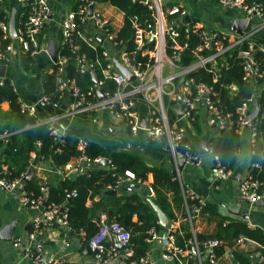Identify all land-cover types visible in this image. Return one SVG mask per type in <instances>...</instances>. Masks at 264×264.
Here are the masks:
<instances>
[{"label": "built area", "instance_id": "2783aa9c", "mask_svg": "<svg viewBox=\"0 0 264 264\" xmlns=\"http://www.w3.org/2000/svg\"><path fill=\"white\" fill-rule=\"evenodd\" d=\"M19 5L26 6L28 13L24 18H19L15 23L16 34L11 42L7 38L6 28L0 23V62L7 59L12 51V43L16 44L17 50L33 56L39 49L37 34L48 18L49 4L46 0H17ZM164 1L140 0L152 12V20L148 23L141 22L133 16L129 19L130 34L127 38H118L117 31L122 24V15L118 12V18L102 11V3L95 0H75L71 9L64 14L60 24V43H66L70 51L76 49L72 40L79 39L87 47L96 50L92 58H88L83 52L74 55V64L78 73L90 75V84L82 87L65 73L67 57L55 55L54 96L41 94L37 103H45L53 108H61V117L91 116L97 112H106L113 119L128 129L131 134L140 130L145 131L146 136L153 140L166 142L171 153L173 162L177 165L178 159L183 158L185 163L199 166L201 163L198 153H191L189 145L184 143L186 138L185 125L191 124L198 117H203L205 122L217 129L233 127L238 135L243 129H249V144L251 156L256 154L254 144L257 139V130L253 125L246 123V117L250 112L254 101V94L245 98L236 106L234 112L224 111L219 103V90L215 83L218 81L222 70L226 66L225 52L228 49H237V57L242 65V80L256 82L264 87V54L262 57L259 50L251 40V34L258 30L244 31L236 39L229 41L226 34L217 30H207L200 22L187 20V11L179 4H171L163 9ZM226 11H236L247 21L257 18L261 26H264V2L259 0H210ZM195 36L197 44L192 49L193 59L188 64L181 63L180 52L186 49L190 39ZM2 41H6L1 45ZM133 54V55H131ZM138 56V57H136ZM119 66L129 72L131 79H126L119 70ZM199 70L207 73L211 82L196 76ZM47 72H52L50 66ZM2 79L0 78V84ZM110 84V86H109ZM236 86L231 85V92L236 91ZM139 105L147 109L145 119L139 113ZM21 112L29 116L33 115L34 105L18 101ZM179 108L180 116L176 117L175 111ZM173 112L175 118H170ZM142 121L144 125H142ZM184 121L185 124H181ZM36 124H45L54 141L61 140L57 129L51 127V119ZM7 136L5 132L0 138ZM6 138H3L5 140ZM183 144L184 151L179 153L177 148ZM38 146L39 142H35ZM85 141L77 139L76 147L83 149ZM213 160L216 175L223 180L234 175L233 169H227L217 155L209 149ZM241 152L240 147L236 156ZM35 151L29 152L26 171L32 167L35 161ZM250 156V157H251ZM100 158H95L97 162ZM249 162V170L238 182V195L241 200L250 203L262 202L264 205V176L258 177L251 173L252 168L262 169L261 160ZM87 162V158L81 155L73 159V171ZM106 164H109L107 159ZM112 169L113 166L109 164ZM1 173L7 174L4 165L0 166ZM25 173L17 178L7 179L0 176V187L11 192L21 183ZM179 177V169L176 167V178ZM147 181V180H146ZM179 181V180H178ZM124 186L131 183L143 184L145 180L135 179L133 173L125 170L118 178L117 184ZM181 194L185 204V215L170 220L168 228L159 233L155 227L148 230L147 242L161 241L160 258L164 264H215L223 254L233 251H245L249 238L239 235L232 240L230 246L226 241L217 238H208L198 241L197 234L200 230L196 227V221L202 216L203 202L198 199L192 188L186 187L179 181ZM118 186H114V189ZM110 188V187H108ZM39 193L34 197L19 188L18 200L24 207H39L36 216L31 219V230L26 238L34 248L33 261L39 264L42 258L43 244L36 239L41 229L58 220L60 224L72 231L66 222V205L45 203L46 187H39ZM148 193L154 195L153 189L148 186ZM75 196L71 190L65 194V198ZM187 200H193L188 204ZM204 216V215H203ZM202 216V217H203ZM201 217V218H202ZM97 230L87 239L84 233L79 234L85 248L94 259L103 264H154L146 253L139 258L132 257L130 232L128 229L109 220L105 214H99L96 220ZM182 225H187L191 233L183 245L176 242V232L182 233ZM114 239L121 247L117 249L110 240ZM19 244L16 238L13 245ZM223 246V253L217 254V248ZM261 256L257 263L260 264ZM4 264V263H0ZM47 264H56V260L50 258Z\"/></svg>", "mask_w": 264, "mask_h": 264}, {"label": "crops", "instance_id": "0c3cea01", "mask_svg": "<svg viewBox=\"0 0 264 264\" xmlns=\"http://www.w3.org/2000/svg\"><path fill=\"white\" fill-rule=\"evenodd\" d=\"M46 1L49 4L50 15L42 24L37 34L39 49L35 51L33 56H29L30 59L26 64L25 72L21 68L20 55H28L18 51L14 43H12V51L4 64L0 62V66H3V72L0 78H9L13 90L17 94L18 101L33 104L34 111L32 117L34 120L43 122L51 119L49 125L56 128L59 135H74L77 139L84 140L85 143L87 140H90L102 145L104 154L100 159L102 157L107 158L108 154L112 151H126L140 156L149 166L162 167L170 173L172 169L176 171V167L179 169L180 164L179 162H177V165L174 164L165 141L153 140L147 137L143 130H140L136 134H131L127 128L117 123L113 117L106 112H97L91 116H71L64 119L61 117L62 107L58 109L45 103L36 102L37 98L43 94L41 92L43 75L52 65L47 49L54 43L56 52V47L60 43V24L62 18L66 11L71 9L75 3V0ZM101 3L103 12L112 14L115 18H118V12L115 8L106 2ZM171 4L183 6L187 11V17L193 21L200 22L207 30H217L226 34L229 41L239 36L231 29L232 19H244L236 11H226L210 0H183L178 3H174L172 0H165L163 7L165 8ZM0 5V8L5 14L3 24L6 28L7 38L12 42L16 34L15 12L19 3L17 0H6L4 4ZM254 27H259V29L255 30ZM250 30H255V32L251 34V40L254 42L255 46L259 50L264 49V26L260 25L257 18L248 20L242 32ZM16 85L19 89L16 88ZM252 85L253 94L256 88L258 95L261 85H257L256 82H252ZM255 99L257 100V96L254 95V100ZM253 105L254 101L251 105L250 112ZM7 110L8 103L6 101H1L0 111ZM138 110L144 120L147 115V109L144 105H139ZM175 114L176 117L180 116L179 108L176 109ZM174 118L175 115H173L172 120ZM180 123L185 124L184 121H180ZM194 125H197V127ZM185 127L186 138L200 156L201 163L196 167L184 162L182 168L179 169L178 180L186 187L192 188L195 196L200 199L204 205L210 204L214 214L211 215V213L207 211V216H203L205 215L203 214V217L200 216L196 221L195 225L200 230V233H213L221 217L224 218L223 225L231 220H245L248 227L260 228L264 232L263 203L261 205L243 201L240 199L237 190L239 180L247 174L249 170L251 158L249 129H243L239 135V147L241 152L237 156V161L233 168L234 175L229 179L223 180L215 173V163L208 144L209 138L220 134L222 129L209 126L201 116L191 124L188 123L185 125ZM100 159L97 162H99ZM94 163L96 162L93 161V165H95ZM1 165L2 164H0V166ZM26 173L27 171L25 170V174ZM72 174H74L73 160L68 161L62 167H54L50 159H45L38 162L36 161L35 164L34 161L32 162V167L26 180L34 177L39 182L55 185L64 177ZM23 182L24 181L21 180V186L19 188L22 187ZM151 182L152 175L148 173L145 183L139 185H142L148 192V186H150ZM124 187L125 186H123V188ZM19 188L17 187L13 191L7 192L0 187V231L7 226H12L13 228L11 233L7 234L3 232L0 234V263L4 264H34V248L32 243L28 242L26 236L31 230V219L37 215L40 208L24 207L21 205L18 200ZM129 190H134L136 193H139L152 207L153 205L157 206L152 201L154 195H150L149 193L144 195L139 188H132ZM116 191L115 189V194L117 193ZM86 204H88V201ZM161 211L166 214L163 210ZM167 219L170 222L168 216ZM157 223L160 226V231H157L161 234L167 228L160 223L159 218ZM16 238L19 239V244L14 246L13 242ZM36 239L40 240L43 244L42 258L39 264H47V260L50 258L55 259L56 264H103L93 258L90 252L85 248L79 234L68 230L65 226L60 224L58 220L41 229L36 235ZM250 241L251 244H248L245 248V252L250 254L251 263H255L252 257H255L256 253L259 252L260 258V251L257 250L258 244L253 240ZM110 242L117 248L118 244L114 239H111ZM148 243L150 244V248L147 254L151 261L154 264H164L160 258L161 241L156 239L154 242ZM231 244L227 243L228 246ZM232 254L234 253L232 252ZM230 256L231 254H223L218 258L215 264H235V261L231 260ZM236 259V264H239L237 257Z\"/></svg>", "mask_w": 264, "mask_h": 264}, {"label": "trees", "instance_id": "16d2710c", "mask_svg": "<svg viewBox=\"0 0 264 264\" xmlns=\"http://www.w3.org/2000/svg\"><path fill=\"white\" fill-rule=\"evenodd\" d=\"M97 2H106L115 8L122 15V24L117 31L118 38H127L130 34L129 19L135 16L143 23L150 22L152 12L140 0H95ZM264 2V0H259ZM6 0H0L4 4ZM28 13L26 6L19 5L15 12V23L19 18H24ZM5 14L0 8V23L4 22ZM6 41H2L4 45ZM76 44V49L70 51L66 43L61 44L55 52V55H64L67 57L65 73L73 78L78 85L84 87L90 84V75L77 72L74 64V55L83 52L88 58L96 54V50L87 47L81 40H72ZM197 44V39L193 36L186 49L180 52L181 63L188 64L192 61V49ZM264 53L257 52L259 57ZM133 55V54H131ZM226 66L222 70L218 81L215 83L219 90L220 107L226 112H234L245 98L253 95V85L250 82L242 80V65L237 57V49H228L225 52ZM138 57V56H136ZM30 57L20 55L21 66L25 70ZM4 64V61H1ZM46 72L41 82V92L48 94L51 98L54 96V70ZM196 76L211 82L210 76L203 70H199ZM235 85L236 91L231 92L230 86ZM110 86V84H109ZM8 103L7 111H0V134L5 132L7 136L0 138V164L5 165L8 173H0L7 179L17 178L25 173L27 158L29 152H36V161L50 159L54 167H62L68 161L84 155L87 162L82 165L81 170L74 174L64 177L57 184L51 185L45 182H39L31 177L22 183V189L31 197L39 193V187H46L45 198L47 203L66 205V222L72 232L77 233L82 230L84 238L87 239L97 230L96 220L99 214H105L109 220L116 221L129 230L132 257L139 258L144 256L150 248L147 242L149 237L148 230L155 227L160 231L158 218L151 204L139 193L134 190L124 191V184H117V180L122 176L125 170L133 173L135 179L145 180L148 173L152 175L150 187L153 189V202L163 210L170 220L185 215V204L181 194L178 178L173 176L168 170L162 167L149 166L138 155L126 151H112L108 154L109 164L105 166L93 165L95 158H100L104 154L103 146L99 143L87 140L82 150L77 149V137L74 135H62L61 140L54 141L48 127L45 124H36L32 116L21 112L18 107L17 94L13 90L9 79L2 78L0 84V102ZM259 114L254 122L257 130V139L254 144L256 154L251 156V161L259 160L260 155H264V87H260L257 95ZM170 118H173V112H170ZM195 124V123H194ZM197 127V125H194ZM3 138H6L3 140ZM35 142H39L36 146ZM184 143L189 145L191 153H197L191 146L187 138ZM209 147L214 155H217L219 161L227 168L235 167L237 156L236 151L240 146V136L233 127L223 130L220 134L212 136L208 140ZM184 151L183 144L177 148V152ZM34 161V164L35 162ZM262 169L252 168L251 173L258 177L264 176V159L261 160ZM117 190L114 195H106L104 190L114 188ZM71 190L75 191V196L65 198V194ZM96 197V198H95ZM88 201V204L86 202ZM187 203L193 204V200H187ZM213 214L210 204L202 207V214L207 216L206 212ZM224 218H220L213 233H198V241L208 238H217L225 240L231 244V241L243 235L258 244L257 250L260 251L261 261L264 264V232L260 228L248 227L245 220H231L223 225ZM182 233L176 232V242L183 245L191 237L187 225H182ZM84 243V242H83ZM217 254L223 253V246L217 248ZM238 258L239 264H251V256L245 251H233Z\"/></svg>", "mask_w": 264, "mask_h": 264}, {"label": "water", "instance_id": "95a60500", "mask_svg": "<svg viewBox=\"0 0 264 264\" xmlns=\"http://www.w3.org/2000/svg\"><path fill=\"white\" fill-rule=\"evenodd\" d=\"M161 1H163V0H161ZM0 7H1V5H0ZM49 15H50V10H49L48 13H47V17H49ZM186 19L189 20L190 18L187 17ZM246 22H247V20H246L245 18H244V19H232V20H231V29H232L235 33H237L238 35H241V34L243 33L242 30H243V28L245 27ZM47 52H48V54H49V56H50V58H51V61L54 62V61H55V46H54V43H52V44L48 47ZM119 70L123 73V75L126 77V79H128V80L131 79V76H130L129 72H127L124 68H122V67L119 66ZM2 72H3V66H0V76H2ZM254 95L257 96V89H256V88H255V90H254ZM258 114H259V106H258V102H257V100L255 99V100H254L253 108H252L251 112H250V113L247 115V117H246V123H247L248 125H253L254 122H255V120H256V118H257V116H258ZM142 125H144V122H143V121H142ZM221 132H223V129L221 130ZM106 161H107V158H106V157H102V158L100 159L99 162H96V163H94V164H95V165H102V166H105V165H106ZM178 162H179V164H180L179 169H181L182 166H183V164H184V162H185V160H184L183 158H179V159H178ZM81 168H82V165L78 167V171L81 170ZM30 169H31L30 167L27 169V173L24 175L22 181H25L26 178L29 176ZM171 174H172L173 176L176 175V171H175V169H172V170H171ZM20 186H21V183H18V184H17V187L19 188ZM132 188H139V189L143 192L144 195H147V193H148L147 190H146L142 185H139V184H136V183H131V184L125 186V187L123 188V190H129V189H132ZM104 194H111V195H113V194H115V189H114V188H111V189L104 190ZM45 203H46V198H43V200H42V204H41V205L44 206ZM256 204H261V205H262V202H257ZM153 208H154V210L157 212V216H158V218H159V220H160V223H161L165 228H168V226H169V221H168V219H167L166 214H164V213H163V212H162L157 206H155V205H153ZM12 229H13L12 226H7V227L3 228V229L0 231V234L3 233V232H6L7 234H8V233H11ZM0 237H1V236H0ZM120 248H121V247L118 245V246H117V249H120ZM228 254H231L230 259L233 260V261H235V264H236V263H237V259H236V257L234 256V254L230 253V251L228 252ZM252 260H253L255 263H257V262L259 261V252L256 253L255 257H252Z\"/></svg>", "mask_w": 264, "mask_h": 264}, {"label": "rangeland", "instance_id": "374dc122", "mask_svg": "<svg viewBox=\"0 0 264 264\" xmlns=\"http://www.w3.org/2000/svg\"><path fill=\"white\" fill-rule=\"evenodd\" d=\"M183 0H172V2H174V3H178V2H182ZM163 9H164V7H163ZM22 68V67H21ZM22 70L25 72V70L22 68ZM7 78V77H6ZM9 79V78H8ZM16 88L17 89H19L18 88V86L16 85Z\"/></svg>", "mask_w": 264, "mask_h": 264}]
</instances>
